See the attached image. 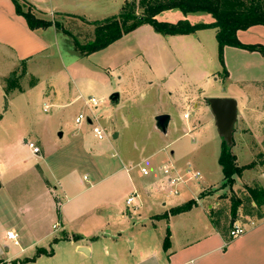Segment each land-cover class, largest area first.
<instances>
[{
	"label": "crops",
	"instance_id": "0c3cea01",
	"mask_svg": "<svg viewBox=\"0 0 264 264\" xmlns=\"http://www.w3.org/2000/svg\"><path fill=\"white\" fill-rule=\"evenodd\" d=\"M21 1L32 6L39 16L59 14L65 18L85 20L93 18L92 16L98 13L105 14L107 17L104 19L118 15L124 2L128 0ZM189 14H185V16ZM212 21L211 19L206 22H188L194 25L209 24ZM50 29H53L55 34L58 33L53 27L30 30L25 20L16 14L12 1L0 0V50L9 52L12 59L21 62L24 65L26 76L34 77L35 83L27 88L29 90L35 89L40 80L37 78V74L30 72L28 66L34 59L48 58L53 43L49 34H46ZM149 31L146 25H142L108 47L119 43L124 37L131 34H137L139 38L148 37L153 41L149 46H138V58H141L146 65L145 70L150 77L147 79L148 89L155 88L157 92V94L133 95L140 98V115L145 116L148 126L163 137H167L171 132L177 130L178 126L174 116L181 109L183 110V119L188 121L182 126L186 128L183 135H194L198 138L204 131L210 132V140L215 145L212 168L215 176L221 175L219 183H211L210 175L206 174L199 164L189 162L186 171L190 169L200 175L196 180L195 189L191 185L187 186L192 180L181 182L186 185L190 193L189 196L175 198L177 199L175 200L169 199L167 194L163 198L156 196L148 201L139 195L138 185L133 178L138 172L143 174L141 169L146 170L144 176L148 175L145 164L153 159L154 152H149L146 149L139 159L124 157L121 154L119 160L121 166L111 174V177L117 178V181H127L131 192L130 196H136L137 200L133 207V214L127 212L129 221L125 224V228L117 230L113 227L115 219L110 220L108 217H101L95 213L99 205L84 209L78 203L73 204L70 196V183L65 182L64 179L56 181V186L49 182L46 184L41 167L44 157L41 152L40 139L34 137L30 140L25 137L24 133H21L16 139V146L21 156L6 157L5 162L13 161L19 167L29 164L27 167L28 172L30 171L29 174L40 182L39 187L45 194L47 192L49 202L46 205L39 199L36 200L38 197L27 195L24 182L19 179L23 173L15 172L13 167H8L5 172L0 170V264H21V260L31 258L38 248L47 251L52 248L53 254L40 256L34 262L25 264H264V216L247 217L246 219L236 217V220L230 219L229 226L221 222L222 230H218L211 224L209 211H216L214 209L219 203L212 199V195L197 198L203 190L216 189L222 183L218 156L223 137L217 130L208 100L231 98L236 101V121L233 125V129L234 127L235 129L234 131L232 129L230 145L238 167L252 163L256 154L262 156L264 160V103L257 106L253 101L254 98L248 95L227 94L224 89H220V94H206V90L199 89L202 85L200 80L191 81L183 72V68L194 64L195 57L206 56L208 51L212 56L216 52L218 59L215 29L174 36H163L153 31L154 35ZM161 36L170 37V40H162ZM236 37L245 45L264 46V26H253L247 30L238 31ZM204 39L208 40L209 44H204ZM205 48L208 50L205 51ZM223 62L226 75L219 63L222 68L223 81L233 79L235 83L239 84L264 82V54L260 52L225 47ZM118 64L115 63L111 67L115 70L121 67ZM123 64L125 66L127 63L123 61L121 65ZM11 74L12 72H8L7 76ZM117 74V81H122L123 77L119 75L118 71ZM207 75L208 73H203V77ZM5 76H1L2 81ZM218 80V78H214L215 82ZM204 87L211 88L208 84ZM0 90H3L2 86ZM40 91L41 94L45 93L46 96L52 95L50 97L56 98L53 86L42 88ZM113 92L118 95L117 100L112 102L115 105H118L122 99H129V94H122V89ZM162 92L165 94H161ZM87 98L78 94L75 100H82L83 106H85ZM97 100L102 102L101 99ZM47 108L48 105H44L43 110L46 111ZM9 111L8 103L3 114H0V126L5 123ZM89 113L93 118H96L93 110H89ZM160 114L169 116L165 133L159 132L155 127V117ZM88 124H92L90 119ZM115 134L117 137L113 138ZM63 136L62 134L59 139ZM118 137L119 133L111 132L112 140ZM30 142L39 147V154L32 153L27 145ZM85 144V139L81 138L79 145L82 147ZM166 158L167 165L160 163L159 169L163 170L165 166L169 167L167 175L163 176L164 184L168 190L169 176L175 179L184 177L176 163L174 153H169ZM138 168L140 169L138 170ZM255 173L259 187L264 189V171H259V169L253 171L252 168L244 170L240 176L234 178L232 189H237L242 180H247L248 177L252 178ZM83 179L87 178L83 176ZM101 181L102 179L92 184L93 188L98 187ZM146 184L149 183L146 182ZM107 191L112 192L113 190L108 189ZM170 194H177V191L174 190ZM52 199L55 200V203L52 202ZM192 199L196 200V205L189 211L168 215L167 218L160 217L168 214L170 209L181 206ZM126 200L127 208L131 207L135 201L134 199L128 205ZM107 202L113 204V200ZM142 209H145V213L141 212ZM123 217L122 213L119 214V219ZM233 225L243 226L245 233L227 241L228 231ZM109 227L112 228L111 231L107 229ZM167 231H169V247L164 250L163 241ZM9 232L17 236L16 245L7 238ZM62 235H66L68 238L52 244L54 239H59ZM72 236H78L79 239L72 240Z\"/></svg>",
	"mask_w": 264,
	"mask_h": 264
},
{
	"label": "rangeland",
	"instance_id": "374dc122",
	"mask_svg": "<svg viewBox=\"0 0 264 264\" xmlns=\"http://www.w3.org/2000/svg\"><path fill=\"white\" fill-rule=\"evenodd\" d=\"M19 2L26 11L28 7L24 5V2ZM135 12L140 14L141 10L137 8ZM34 14L39 18L58 21L82 44L90 41L93 37V27L78 18H65L59 14L39 16L35 11ZM92 17L85 21H100L107 16L98 13ZM211 19V16L206 13H190L185 16L178 9L164 11L156 17L159 22L169 23H175L178 20L197 23ZM146 27L151 34L155 35L150 26L146 25ZM46 34H49L53 42L48 58L34 59L28 66L30 72L37 74V78L40 80L35 89H27L35 83V79L30 75H25L24 65L12 59L9 52L0 50V87L2 86L3 89L0 90V114H3L8 103L10 110L6 115L5 123L0 126V170L5 172L8 167H13L15 172L23 173L19 179L24 182L27 195L38 197L36 200L39 199L46 205L49 202L47 192L45 194L39 187L40 182L29 174L30 171L28 172L27 169L29 164L19 167L13 161L5 162L6 157L21 156L16 146V139L21 133H24L25 137L30 140L34 137L40 139L41 152L44 157L41 167L46 184L49 182L55 185L56 181L64 179L65 182L70 183V196L73 204L78 203L84 209L99 205L95 213L101 217H108L110 220L115 219L113 227L117 230L125 228V224L129 221L127 212L133 214V207L137 200V197L134 196L135 201L131 207L127 208L125 200L131 194L129 184L125 180L117 181V178L111 177V174L121 166L119 161L121 154L124 157L139 159L146 149L149 152H154L153 159L145 164L148 175L144 176L138 172L133 178L138 185L139 195L148 201L156 196L163 198L167 194L169 199H180L190 195L183 183L175 184L167 181L168 190L164 184L163 178L167 175L169 167L165 166L163 170H160L159 165L160 163L167 165L166 157L171 152L174 153L176 163L184 177L180 179V182L187 181L185 171L189 167L188 163L195 162L203 168L206 174L210 175L211 183H219L221 175L215 176L212 168L215 145L210 140V132L204 131L198 138L194 135H183L186 128L182 126L188 121L183 119V110L181 109L174 116L178 126L177 130L171 132L167 137H163L148 126L145 116L140 115V98L133 95L157 94L155 88L148 89L149 73L145 70L144 62L138 58V46H149L153 43L150 38H144V36L139 38L137 34H131L102 51L80 57L74 51L70 37L61 32L55 34L53 29L48 30ZM160 38L165 41L170 40V37L161 36ZM204 44H209V41L204 39ZM207 50L205 48V51ZM143 51L145 52V50ZM197 57L194 59V64L183 68V72L191 81L200 80L202 85L199 89L206 90V94H220V89H224L227 94L248 95L254 98L253 101L257 106L264 103V82L239 84L235 83L233 79L223 81L222 68L219 65L216 52L213 56L208 51V55ZM123 61L127 63L125 66L121 65ZM115 63H119L118 65L121 67L114 70L111 65ZM117 71L123 77L120 82L116 79ZM8 72H12V74L7 76ZM203 73H208V75L203 77ZM2 75H6L3 81L1 80ZM213 75L214 77H212ZM215 77L219 79L216 82L214 81ZM207 84L211 88L204 87ZM50 86H53L55 90L56 98L54 99L50 97L52 95L46 96L40 91L42 88ZM118 89H122V94H129V99H122L118 105H115L110 101V95ZM24 90L25 92L21 93ZM78 94L86 98L94 97L102 100L96 110L93 109L96 118H93L89 109L83 106L82 100H75ZM44 105H48L46 111L43 110ZM80 113L88 116L92 124L89 125L87 121H84L80 126L75 125L74 119ZM112 131L119 133V137L115 140L110 138ZM59 134L64 136L59 139ZM98 135L102 136L101 140L97 139ZM81 138H84L86 142L82 147L79 145ZM252 163L253 171L256 169L264 171L262 156L256 154ZM83 176L87 179H83ZM255 176L256 173L252 178L248 177L247 180H242L237 189H219V187L205 189L199 193L197 198L212 195V199L219 203L214 210L220 212L221 221L225 225H229L230 222L231 198H238L242 203L238 209L237 218H259L264 216V206L255 207L248 194L249 189L259 188ZM169 177L172 181L175 179L172 176ZM100 179L102 181L98 187L93 188L92 184ZM196 182V180H192L187 186L191 185L195 189ZM108 189L113 191L109 192ZM174 190L177 191V194H170ZM109 200H113V204H109L107 202ZM52 202L55 203V200L52 199ZM141 212L145 213V209H142ZM121 213L124 217L119 219ZM107 229L111 231L112 228Z\"/></svg>",
	"mask_w": 264,
	"mask_h": 264
},
{
	"label": "trees",
	"instance_id": "16d2710c",
	"mask_svg": "<svg viewBox=\"0 0 264 264\" xmlns=\"http://www.w3.org/2000/svg\"><path fill=\"white\" fill-rule=\"evenodd\" d=\"M15 12L21 16L28 28L32 31L38 29H47L53 27L56 31L72 39L74 51L80 57L89 56L95 52L101 51L137 29L142 25H149L155 33L163 36L188 35L196 31L215 29V39L218 48V61L226 75L223 62V50L225 47L238 48L250 52H260L264 54V46L245 45L236 37L238 31L247 30L253 26H264V0H131L125 1L118 15L94 22H87L82 18L81 21L93 27V37L90 41L82 44L69 31L65 30L58 21L46 20L39 18L34 14V8L26 3L28 8L25 11L19 1L11 0ZM140 9L141 13L136 14L135 10ZM178 9L183 14L189 13H206L212 18L209 24H190L186 20H180L176 23L159 22L156 16L164 11ZM218 165L221 168L222 183L219 189H232L234 178L242 174L244 170L251 169L253 163L243 167H238L236 158L232 152L230 143L222 139L220 152L218 156ZM248 194L255 207L264 206V189L253 188L248 190ZM241 200L238 198L230 199L229 216L231 220H236L238 209L241 206ZM196 205V200L187 201L181 206L170 209L168 214L160 216L167 218L168 215H177L189 211ZM263 217V216H260ZM211 224L215 229L222 230L221 216L218 211H209ZM229 226V225H228ZM230 228V227H229ZM68 237L62 235L59 239H54L52 244L59 240H65ZM72 240H78V236H72ZM229 241V240H227ZM169 247V231L166 232L163 249ZM52 248L48 251L45 249H36L31 258L21 260V264L34 262L40 256H51Z\"/></svg>",
	"mask_w": 264,
	"mask_h": 264
},
{
	"label": "water",
	"instance_id": "95a60500",
	"mask_svg": "<svg viewBox=\"0 0 264 264\" xmlns=\"http://www.w3.org/2000/svg\"><path fill=\"white\" fill-rule=\"evenodd\" d=\"M117 98L118 95L114 93L110 96V101L115 102ZM208 104L219 134L230 143L233 125L236 121V101L231 98H211L208 100ZM168 122L169 116L166 114H160L155 117V127L161 133L166 132ZM116 137L117 135L115 134L113 138Z\"/></svg>",
	"mask_w": 264,
	"mask_h": 264
},
{
	"label": "built area",
	"instance_id": "2783aa9c",
	"mask_svg": "<svg viewBox=\"0 0 264 264\" xmlns=\"http://www.w3.org/2000/svg\"><path fill=\"white\" fill-rule=\"evenodd\" d=\"M99 103H100V101L97 100L96 98H94V97H88L87 100H86V102H85V106L89 110H93V109H96L97 108V106L99 105ZM89 119L90 118L88 116H86V115H84V114L81 113V114H79L75 118L74 122H75L76 125H80L84 121H87L88 122ZM97 138L99 140H101L102 139V136L101 135H98ZM27 145L31 149V151H32L33 154H39L40 153L39 147L36 146L34 143H31L30 142ZM141 172L143 174H146V170L145 169H141ZM186 176H187V180H198L199 177H200V175H199L198 172H194V171H192L190 169H188L186 171ZM169 182H173L175 184L176 183H181L180 182V179H173V181L169 179ZM133 200H134V195L128 197L127 200H126V203L129 205V204H131L133 202ZM263 221H264V217H263ZM244 233H245V228L243 226H234L233 225V226H231V228L228 231V240H233V239L241 236ZM7 238L10 239V240H12L15 245L17 244V241H16L17 236L14 233H12V232L7 233Z\"/></svg>",
	"mask_w": 264,
	"mask_h": 264
}]
</instances>
